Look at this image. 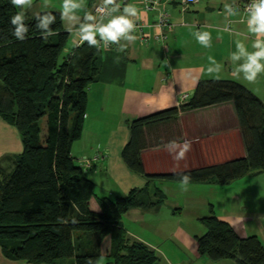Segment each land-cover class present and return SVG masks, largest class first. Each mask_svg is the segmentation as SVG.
Segmentation results:
<instances>
[{
    "label": "trees",
    "instance_id": "16d2710c",
    "mask_svg": "<svg viewBox=\"0 0 264 264\" xmlns=\"http://www.w3.org/2000/svg\"><path fill=\"white\" fill-rule=\"evenodd\" d=\"M18 11L10 0H0V116L13 124L23 144L9 168L0 166V248L9 258L34 264H52L71 257L75 264H156L151 247L131 238L121 224L131 208H152L164 195L131 190L109 199L95 193L85 168L71 155L81 135L87 89L97 79L100 49L85 41L73 54L60 59L69 31L60 12L53 35L43 39L35 16L26 14L28 38L17 40L9 29ZM43 12V11H41ZM232 102L246 155L165 175L145 174L141 150L147 146L144 127L177 112L159 111L132 121L122 150L129 169L147 178L176 182L190 174V182L211 178L224 184L264 170V103L247 87L233 80L201 79L183 109H200ZM43 121V122H42ZM204 234L196 237L198 251L211 260L235 264H264V245L256 235L240 237L214 213L201 218Z\"/></svg>",
    "mask_w": 264,
    "mask_h": 264
},
{
    "label": "crops",
    "instance_id": "0c3cea01",
    "mask_svg": "<svg viewBox=\"0 0 264 264\" xmlns=\"http://www.w3.org/2000/svg\"><path fill=\"white\" fill-rule=\"evenodd\" d=\"M243 1L236 0L242 13ZM142 2L130 3H135L144 13L140 20L146 24L144 32L150 35L149 40L140 44L138 38L128 43L123 53L116 52L115 45L99 48L97 79L87 89L81 135L73 141L71 155L83 167L86 159L98 156L85 171L99 197L115 199L133 189L146 190L151 197L155 191L163 193L162 203L149 209L131 208L121 218L131 238L153 249L156 264H225L230 259L211 260L199 253L196 237L206 231L201 218L214 213L227 221L240 237L256 235L264 245L260 235L264 234V170L224 184L216 183L213 178L190 182L184 190L180 182L163 177L147 178L131 171L122 158V150L129 140L132 121L176 108L173 115L144 127L147 146L141 150V157L145 174L165 175L244 157L246 150L232 102L183 109L186 103L183 98L188 96L189 100L201 79H223L241 83L264 103V74L253 82L233 77L228 57L235 51L236 41L244 39L246 24L241 22V17L225 16L226 0H198L188 6L181 0H162L173 26L167 31L152 25L157 11L144 10ZM93 3L94 0H85L81 17L85 11H93ZM71 23L63 20L65 30L72 28L69 39L75 48L78 36ZM226 25L233 29V34L224 31ZM197 30L211 32V48L196 41L193 32ZM162 33L165 38L156 40L155 36ZM254 38L247 34L244 40L249 50ZM209 55L224 64L218 77L206 71ZM117 56L119 61L115 59ZM172 140L191 142L183 160H174L168 151L166 144ZM22 149L16 127L0 116V166L9 168L15 154ZM171 192L178 194V198L171 199ZM135 222H139V233L132 226ZM147 222L151 227L141 229ZM103 259L98 264H108ZM0 264L34 263L9 258L0 248ZM52 264L75 262L68 257Z\"/></svg>",
    "mask_w": 264,
    "mask_h": 264
},
{
    "label": "clouds",
    "instance_id": "9594fccd",
    "mask_svg": "<svg viewBox=\"0 0 264 264\" xmlns=\"http://www.w3.org/2000/svg\"><path fill=\"white\" fill-rule=\"evenodd\" d=\"M10 3L18 9L10 17L9 23L12 26L9 31L17 40L24 41L28 38L29 24L26 23V12L33 7V0H10ZM86 7L85 0H63L60 9L62 20L71 21L75 27L78 40L76 46L82 45L85 41L90 47L109 48L115 45V51L123 53L128 43L135 42L138 37L135 34L138 28L137 21L143 18L144 13L138 9L135 3H123L122 0H102V5L96 11H85L81 17L80 10ZM43 12L35 15V28L41 32L43 39L47 40L53 35L50 27L56 21V15L49 8V0H44ZM226 17H241V22L246 24L244 39H238L235 43V51L230 52L228 59L232 65V75L235 79L243 78L253 82L260 74H264V0H250L246 8L241 12L236 0L226 2L223 5ZM69 31L72 28L68 29ZM224 31L233 34V29L227 25ZM237 36L241 33L235 32ZM247 34L255 38L251 43V49L244 42ZM196 41L205 48L212 47L213 37L209 31H194ZM127 42V43H125ZM119 61L120 57H115ZM208 66L206 71L209 75L222 73L224 64L218 61L215 56L207 57ZM166 147L173 154L174 160H183L191 149V142L185 140L180 143L177 140L169 141ZM91 164L84 165L85 169ZM191 181L190 174H181L180 187L187 190Z\"/></svg>",
    "mask_w": 264,
    "mask_h": 264
},
{
    "label": "built area",
    "instance_id": "2783aa9c",
    "mask_svg": "<svg viewBox=\"0 0 264 264\" xmlns=\"http://www.w3.org/2000/svg\"><path fill=\"white\" fill-rule=\"evenodd\" d=\"M131 1L132 0H122V6H123V3H130ZM197 1L198 0H181V3L184 6H188V5L196 3ZM249 2L250 0L243 1L242 3L243 10L246 8ZM142 4H143L144 10H156L157 11V17L152 25L158 28L164 29L165 31L171 30L173 28L172 24L169 22L168 11L162 7V0H143ZM101 5H102V0H94L93 7H92L93 12H95L96 8L100 7ZM137 24H138V28L136 32L138 33L139 42L140 44H144L149 40L150 35L144 32V27L146 24L143 22V20H138ZM164 38H165L164 33L155 36V39L158 41H162ZM111 46L112 45H110L109 47ZM183 101L187 102L188 96H184ZM97 157L98 156L90 160L86 159L85 165L89 163L91 164Z\"/></svg>",
    "mask_w": 264,
    "mask_h": 264
},
{
    "label": "rangeland",
    "instance_id": "374dc122",
    "mask_svg": "<svg viewBox=\"0 0 264 264\" xmlns=\"http://www.w3.org/2000/svg\"><path fill=\"white\" fill-rule=\"evenodd\" d=\"M44 3V0H33V7L31 9H28L26 14H28L29 16H35L36 13L41 12V11H45V9L42 8V5ZM63 3V0H49V8L47 10H56V11H60L61 9V5ZM71 39V38H70ZM70 39H68V42L65 46V48L63 49V52L61 54L60 59H62V56H64L65 54H73V50L74 48L72 47L71 43H70ZM70 46V47H69ZM73 48V49H72ZM43 122V121H42ZM96 191H98L96 189ZM101 191H99V193H101ZM172 197L171 199H176L178 198V194L171 192L170 194ZM181 196V195H180ZM122 225H124V221H122L121 223ZM129 225V224H128ZM132 226L134 227V229L139 233V222H135L134 224H132ZM144 227H151L150 224L147 222L146 225L144 226L143 224L141 225V229H143ZM261 237L264 238V234L261 232ZM167 245V244H166ZM174 246V245H173ZM175 247V246H174ZM103 258L105 257H101L99 258L100 262H102V260H104ZM106 260V259H105ZM223 262V261H222ZM225 264H234L233 261L228 260V261H224ZM100 264H105V263H100Z\"/></svg>",
    "mask_w": 264,
    "mask_h": 264
}]
</instances>
